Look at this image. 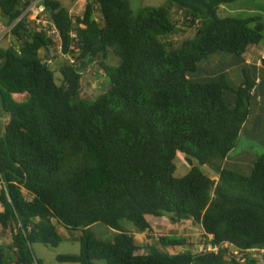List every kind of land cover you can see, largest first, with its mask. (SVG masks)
Wrapping results in <instances>:
<instances>
[{"label": "trees", "instance_id": "1", "mask_svg": "<svg viewBox=\"0 0 264 264\" xmlns=\"http://www.w3.org/2000/svg\"><path fill=\"white\" fill-rule=\"evenodd\" d=\"M235 1L168 0L135 12L129 0H86L71 14V5L45 0L55 42L21 18L28 0H0L6 24L17 20L15 42L0 48V105L9 114L0 135V237L10 232V241L0 242V264H42L32 244L58 246V225L68 238L79 232L80 243L78 254H57L60 263L264 264L248 251L264 249V153L248 174L225 167L255 81L244 73L241 85H231L205 62L216 52L239 57L264 40V17L217 14ZM188 30L191 37L174 41ZM58 44L60 55L51 50ZM108 52L116 65L105 62ZM92 64L103 71L105 88L87 99L81 80ZM200 69L205 82L189 77ZM178 155L188 169L177 177ZM164 214L192 220L218 250L169 253L166 247L188 239L170 234L139 253L133 230L151 239L147 216ZM96 223L113 237H97Z\"/></svg>", "mask_w": 264, "mask_h": 264}, {"label": "rangeland", "instance_id": "2", "mask_svg": "<svg viewBox=\"0 0 264 264\" xmlns=\"http://www.w3.org/2000/svg\"><path fill=\"white\" fill-rule=\"evenodd\" d=\"M27 1V0H25ZM33 0H28V3ZM60 1L61 5L68 8L70 5L73 4L74 0H58ZM130 6L133 11H137L138 9L146 6H163L165 5L168 0H129ZM253 0H243L237 5H245L246 7H251L253 4ZM25 3V2H23ZM86 3V0H78L74 2V4L70 7V13L71 14H80L82 12V9L84 7V4ZM173 16L175 19L181 20V13L179 10L177 11L176 8H173L172 10ZM219 14V9L217 12ZM95 18L97 20H100V14L98 10L95 11ZM246 16H256V15H249L248 13H239L236 16L233 14L231 17H246ZM261 17H264V15H258ZM48 20V15L43 17V20ZM34 23L32 22L30 25L34 28ZM5 19L0 14V34L2 32L3 26H6ZM193 35V30H188L186 33H179L178 35L174 36V41L180 42L181 40L185 38H189ZM15 42V39L13 38V35L11 33H8L2 40L0 44V48H6L10 45H13ZM260 47L264 48V40L260 41L259 43ZM52 52L54 54L60 55V52L57 48L52 47ZM264 52V51H262ZM220 54H224V52H216L214 55L208 57L205 59V62L207 65H209L211 68L215 69L217 73L220 71H223L226 73L225 77L227 81L231 85H241L242 81L244 80V73L247 76L248 80H251L253 78H258L264 82V66L258 69L250 68L242 62H235L230 61L229 59H226L225 56H219ZM107 64L110 65H116L118 62L117 57L111 54V52L107 53V59L105 61ZM203 64V68H204ZM51 69H54L53 65H49ZM90 71H86L84 75L82 76V94L81 96L87 99H94L97 95H99L100 92H102L105 88V79L104 76L101 74L103 71L96 65L92 64L89 67ZM241 70V71H240ZM244 70V72H243ZM54 77L56 79L57 83H60V74L55 72ZM189 77L191 79L199 80L201 82L206 81L205 73L202 72L200 69L199 71H196L192 74H189ZM261 88L264 89V83H262ZM16 98L20 101L21 98L16 96ZM255 99L257 97L253 98L251 100V104L249 107L250 110V118L253 120L257 117L259 114V110L255 106ZM262 102H264V99H262ZM5 113V116L8 115L5 111L2 110L0 105V135L3 132L2 127V116ZM264 153V141H259L256 139V137L248 138L244 133L241 131L240 138H239V144L237 147H235L228 155V158L225 161V167L229 170H236L243 172L245 174H248L252 165V162L255 160V158L259 155ZM175 163H176V169H175V175L178 177L182 174V172H185L187 169L186 163L184 162L181 155H178L175 157ZM204 171L208 174H213L212 171L209 169H204ZM173 217L169 214H164L161 217H152V215L147 216V220L152 226L153 231L151 234V239H146L144 234L142 232L133 230V235L138 244H140L141 249L139 253L148 252L150 245L153 247L157 246L156 244V237L157 236H163V235H170L175 234L182 237H187V246L184 247H166L165 250L169 253H179L184 251L186 248H189L193 251H199L203 248L204 244H206V240H204V237H202V230L198 226V224L193 223L192 220H183L180 222H175L172 220ZM60 229V235L62 236L61 243L58 244L56 247H52L50 245H43L40 243H33L32 249L34 250V254L37 257V259L42 264H78L73 262H62L57 261L56 255L57 254H78L80 250V243L77 240V236L79 232H74L70 238H68L67 232L61 227V225H58ZM92 230L94 231L95 235L97 237L111 239L114 235L113 230L107 228L102 223H96L92 226ZM9 239V233H6ZM4 237V236H3ZM6 237V236H5ZM1 242H4V239H0ZM8 243V242H6ZM8 264H14V263H8ZM34 264H37L36 262Z\"/></svg>", "mask_w": 264, "mask_h": 264}, {"label": "crops", "instance_id": "3", "mask_svg": "<svg viewBox=\"0 0 264 264\" xmlns=\"http://www.w3.org/2000/svg\"><path fill=\"white\" fill-rule=\"evenodd\" d=\"M78 0H75V2ZM243 0H237L235 2H232L230 4H222L219 6V14L221 16L231 17L233 14L236 16L239 13H248L249 15H264V0H253V4L251 7H246L245 5H237V3L241 2ZM74 4V2H73ZM72 4V5H73ZM71 5V6H72ZM70 6V7H71ZM71 10V9H70ZM247 17V16H246ZM251 17V16H250ZM264 51V48L260 47V45L251 46L247 49L246 52H244L241 56L236 57L234 55L230 54H220L219 56H225L226 59H229L231 62H242L243 64H248L250 68L258 69L261 68V66L258 64V58L260 53ZM255 81V106L259 110V114L255 119L250 118V110H249V116L246 121H244L242 126V132L246 137L252 138L256 137L259 141H264V102H262V99H264V89L261 88L262 80L258 78H254ZM16 96L20 97L21 100H24L25 96L24 94H13V97L16 98ZM20 101V100H18ZM2 116V127L4 125V122L6 123L9 119V114L5 116V113ZM188 169V167H187ZM186 169V171H187ZM185 171V172H186ZM185 172H182L185 173ZM181 174V175H182ZM6 233H9V239ZM4 236V237H3ZM6 236V237H5ZM0 239H4L5 243L10 241V232L7 230L4 233H2Z\"/></svg>", "mask_w": 264, "mask_h": 264}, {"label": "built area", "instance_id": "4", "mask_svg": "<svg viewBox=\"0 0 264 264\" xmlns=\"http://www.w3.org/2000/svg\"><path fill=\"white\" fill-rule=\"evenodd\" d=\"M45 0H33L30 1L26 8L23 11V14L21 15V18H23L24 16L27 17L29 19L30 22H33L34 27L38 28V30H41L42 32H44L46 35H50L52 37H54V41L58 42L59 38L57 36V31L56 28L54 27V24L52 22L51 16L50 14L46 11L45 6L43 5V2ZM85 5V4H84ZM84 10V7L82 9V11ZM46 15H48V20H43V17H45ZM17 23V20L15 22H13L10 25H6L3 26L2 28V32L0 34V44L2 42V40L4 39V37L6 35H8V33H10L11 28ZM56 48L59 49L61 48L60 44H58L56 46ZM264 59V52H261L258 58V63H260V60ZM51 60H48V63H50ZM71 62H73V60L71 59ZM209 240L211 239V237L209 236L208 238ZM205 240V239H204ZM222 247H226L228 248V244H223ZM219 248V245L217 244H210V243H206L204 244L203 248L200 251H204V250H208V251H217ZM251 252H256L258 253L259 257L261 258L260 260L264 261V249L261 250H257V249H252V250H248ZM230 253L233 256H237V258L242 257L243 253L240 252L239 249L237 248H232L230 247Z\"/></svg>", "mask_w": 264, "mask_h": 264}]
</instances>
